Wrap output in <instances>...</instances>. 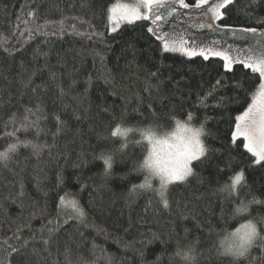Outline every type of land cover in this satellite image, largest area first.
<instances>
[{
    "label": "trees",
    "instance_id": "16d2710c",
    "mask_svg": "<svg viewBox=\"0 0 264 264\" xmlns=\"http://www.w3.org/2000/svg\"><path fill=\"white\" fill-rule=\"evenodd\" d=\"M132 1L0 0V152L20 145L0 161V264H264L261 246L239 261L223 254L243 224L264 217V205L235 211L253 195L264 200V167L249 166L250 154L229 143V115L250 98L229 85L200 107L197 94L207 93L221 62L163 53L147 20L112 33L107 9ZM230 8L218 23L264 30L257 23L264 0ZM61 21L65 31L57 32ZM133 48L139 65L159 69L162 93L146 91L143 72L129 66ZM220 96L224 108L214 107ZM205 116L210 134L202 140L216 151L186 182L169 186L164 208L157 191L139 188L147 178L158 189L137 171L149 152L140 133H171L177 120L199 128ZM24 117L35 123L22 126ZM117 127L130 129L127 138L112 135ZM102 155L112 157L110 175ZM239 168L247 183L228 196L220 188ZM178 248L194 249V261L177 256Z\"/></svg>",
    "mask_w": 264,
    "mask_h": 264
},
{
    "label": "snow or ice",
    "instance_id": "6c2138e0",
    "mask_svg": "<svg viewBox=\"0 0 264 264\" xmlns=\"http://www.w3.org/2000/svg\"><path fill=\"white\" fill-rule=\"evenodd\" d=\"M235 3L236 0H196L195 8L201 10L197 16V19L201 20V23L196 25V27L201 30L205 27L213 30L219 29L222 32H229L233 36H236L237 33L245 34L239 37L240 39H246L249 36L252 38L258 37V39H253L244 48L234 47L232 44H228L227 47L217 48L215 45L219 43V40H213L212 44L208 45L198 43L195 38L185 33L161 34L157 29L152 27H149L147 30L149 33L155 34L156 39L159 41L158 48L165 54L179 53L190 60L200 58L202 61L215 59L221 62L220 68L222 72L209 87L207 93L203 97L197 94L200 107H206L210 96H216L222 88L228 87L229 85L234 90L243 92L245 97H249L250 102H247L245 107H242L234 116L229 115V143L237 147L242 145L245 152L250 154L249 166L254 164L264 167V32H258L256 27L232 28L218 23V21L225 20L231 11L230 6ZM253 3H255V0H253ZM166 4H178L181 9H188L190 7L189 3H186L185 0H134L132 4H116L108 8L106 18L108 23L113 26L111 29L113 32L118 31L119 25L122 23L133 25L137 21L149 20L150 16L152 22L156 23L163 18L160 9L164 8ZM175 14L176 8L170 7L167 15ZM245 14L248 15V13ZM30 15L32 14L30 13ZM257 23L264 25V19H258ZM42 29L43 26L38 25L35 31H42ZM55 31H65L62 21ZM128 64L130 67L135 65L138 71L143 72V84L146 91L157 94L162 93L164 81L158 75L159 69L151 71L139 65L134 48L132 51V59ZM237 71L241 74L239 78L236 76ZM228 74H231V76ZM52 75L54 78V73ZM104 79L106 83L111 84L115 78L111 73H107L104 75ZM154 79L156 81L155 83L153 82ZM246 82L252 84L251 91L246 87ZM225 99L226 97L224 96L218 97L214 107H226L224 103ZM235 103L242 105L245 101L236 99ZM28 111L31 112V109ZM187 119L188 121L193 120V114L191 112L187 114ZM56 121L58 125L57 131L59 132L62 130L63 121L60 120L59 116L56 117ZM207 121L208 117L205 116L199 128H188L190 135L187 139H182L180 151L175 158L170 160V164L167 167L161 169L156 166L157 154L155 148H153L149 156L144 159L143 164L137 169V171L146 170L152 179L158 181V189H153L152 184L148 182L147 178L144 184L139 185V188L157 191L164 208L169 207V201L167 199L169 186L186 182L189 177L195 174L194 169L205 164L216 151V149H213L201 139L210 134L205 127ZM176 122L178 125L180 124V120ZM20 123L22 126L31 127L35 122H28L27 117H24ZM127 131H130V129L121 132V129L117 127L112 132V135L115 136L120 133L127 138ZM146 138L151 142L152 137L150 135ZM19 146L17 142L10 143L3 152H0V161L10 159L11 154L15 153ZM36 147L33 146L34 150ZM101 158L104 160L106 168L105 175H110L112 157L110 155L106 157L102 155ZM194 162L197 163L194 164ZM229 163L231 164V161ZM245 171L244 168H239L234 171L231 181L223 185L220 191L226 192L228 196H232L239 188L244 187L247 183ZM20 195H23L22 189ZM61 203H63V200H61ZM254 204L264 205V200L253 195L251 200L242 201L235 211L236 213L248 212L250 206ZM75 214L81 218L85 216L84 211L79 208H75ZM260 225H264V217L258 219L253 218L248 223L243 224L234 234V240L225 248L223 254L233 257L235 261H239L240 258H247L253 247H264V227H260ZM49 239H51V236ZM49 239H45L43 243L47 245ZM191 251H194V249L190 248L187 252H183V258L186 260L191 259L189 256V252ZM181 252L178 248L176 255L181 256Z\"/></svg>",
    "mask_w": 264,
    "mask_h": 264
},
{
    "label": "rangeland",
    "instance_id": "374dc122",
    "mask_svg": "<svg viewBox=\"0 0 264 264\" xmlns=\"http://www.w3.org/2000/svg\"><path fill=\"white\" fill-rule=\"evenodd\" d=\"M132 2H119L117 4H132ZM170 7L176 8V14L175 15H167V11ZM201 10H198L194 6H190L188 9H181L178 4L176 5H168L166 4L164 8L160 9V12L162 14V19L156 23L152 22L151 16L149 17V21L151 23V27L157 29L161 34L163 33H185L189 35L192 38H195L198 43H205L208 45L212 44L213 40H219V43L215 45L217 48L221 47H227L228 44H232L234 47H247L249 43L252 42V37H247L246 39H240L239 37L244 36L245 34L239 33L238 36H229L227 37L226 33H222L219 29L211 30L207 27L208 32L204 33L203 31L200 32V29L196 27L199 23H201V20L197 19V16L199 15ZM126 24L119 25V29ZM112 25H110V30L112 29ZM118 29V30H119ZM258 32H264V30H257ZM112 33H115L111 31ZM155 35V34H154ZM194 128V127H193ZM142 140H144L147 145L149 146V154L152 152L153 148L156 150V154L160 157H163L165 159L171 160L175 158V156L180 151L182 145L181 141L175 140V130L171 133H164V134H157L153 131H143L140 133ZM151 136V142L149 139H147V136ZM202 139V138H201ZM151 178V177H150ZM155 180V179H152ZM159 188V183L157 185ZM73 200H69L67 203L68 206H71V208H75ZM66 212V211H64ZM237 232V231H236ZM235 234V233H234ZM234 235L231 238L229 244L234 240ZM228 244V245H229Z\"/></svg>",
    "mask_w": 264,
    "mask_h": 264
},
{
    "label": "clouds",
    "instance_id": "9594fccd",
    "mask_svg": "<svg viewBox=\"0 0 264 264\" xmlns=\"http://www.w3.org/2000/svg\"><path fill=\"white\" fill-rule=\"evenodd\" d=\"M181 125H183V127H181ZM191 127L190 125L187 124V122H183L180 121V124L178 125L176 122L175 125V140L177 141H182V139H187V137L190 135L188 128ZM193 128V127H191ZM195 129V128H193ZM170 164V160L165 159L163 157H160L157 155L156 157V166H158L159 168L163 169L165 167H167ZM183 252H181V256L183 257ZM189 256L191 257V259H188L186 261H194L195 259V254L193 251L189 252ZM184 259V258H183Z\"/></svg>",
    "mask_w": 264,
    "mask_h": 264
}]
</instances>
